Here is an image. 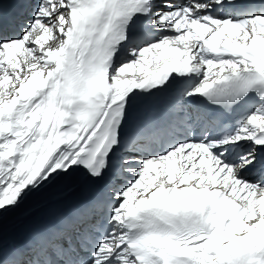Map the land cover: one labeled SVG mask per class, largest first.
Here are the masks:
<instances>
[{
    "label": "snow or ice",
    "instance_id": "1",
    "mask_svg": "<svg viewBox=\"0 0 264 264\" xmlns=\"http://www.w3.org/2000/svg\"><path fill=\"white\" fill-rule=\"evenodd\" d=\"M0 264H264V0H0Z\"/></svg>",
    "mask_w": 264,
    "mask_h": 264
},
{
    "label": "bare ground",
    "instance_id": "2",
    "mask_svg": "<svg viewBox=\"0 0 264 264\" xmlns=\"http://www.w3.org/2000/svg\"><path fill=\"white\" fill-rule=\"evenodd\" d=\"M77 195L78 193L64 194L58 185H52L29 196L24 204L7 218L11 239L19 241L25 236L28 227L42 223L59 203L74 199Z\"/></svg>",
    "mask_w": 264,
    "mask_h": 264
}]
</instances>
